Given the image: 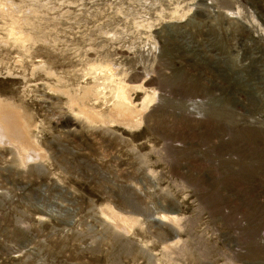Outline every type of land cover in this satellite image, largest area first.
<instances>
[{
  "label": "rangeland",
  "instance_id": "rangeland-1",
  "mask_svg": "<svg viewBox=\"0 0 264 264\" xmlns=\"http://www.w3.org/2000/svg\"><path fill=\"white\" fill-rule=\"evenodd\" d=\"M0 264H264V0H0Z\"/></svg>",
  "mask_w": 264,
  "mask_h": 264
},
{
  "label": "bare ground",
  "instance_id": "bare-ground-1",
  "mask_svg": "<svg viewBox=\"0 0 264 264\" xmlns=\"http://www.w3.org/2000/svg\"><path fill=\"white\" fill-rule=\"evenodd\" d=\"M108 71H110V70L108 69L107 72ZM109 74H110L109 77L113 78V76H114L113 73L109 72ZM119 88L120 87H118V91H116V96L118 98V101H117L118 103L116 104L115 108H118L119 110L122 109L123 112L127 113L128 110L131 111V109L129 108V106H130L129 104L130 103H129L128 99H126L125 97H123V92L124 91L122 90V88H120V89Z\"/></svg>",
  "mask_w": 264,
  "mask_h": 264
}]
</instances>
